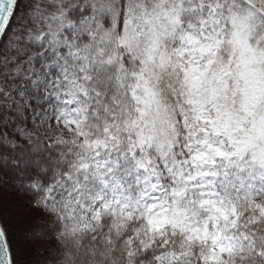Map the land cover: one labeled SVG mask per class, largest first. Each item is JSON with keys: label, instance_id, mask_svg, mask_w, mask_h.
<instances>
[{"label": "snow or ice", "instance_id": "6c2138e0", "mask_svg": "<svg viewBox=\"0 0 264 264\" xmlns=\"http://www.w3.org/2000/svg\"><path fill=\"white\" fill-rule=\"evenodd\" d=\"M0 264H264V0H0Z\"/></svg>", "mask_w": 264, "mask_h": 264}]
</instances>
